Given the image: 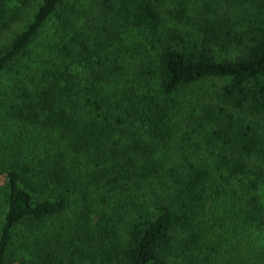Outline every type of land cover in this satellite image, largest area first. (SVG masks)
<instances>
[{
	"label": "trees",
	"instance_id": "16d2710c",
	"mask_svg": "<svg viewBox=\"0 0 264 264\" xmlns=\"http://www.w3.org/2000/svg\"><path fill=\"white\" fill-rule=\"evenodd\" d=\"M0 264H264V0H0Z\"/></svg>",
	"mask_w": 264,
	"mask_h": 264
}]
</instances>
